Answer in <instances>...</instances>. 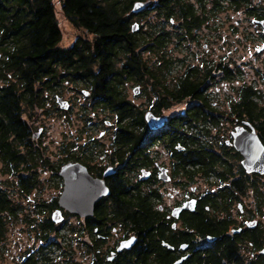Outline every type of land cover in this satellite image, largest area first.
Here are the masks:
<instances>
[{"label": "flooded vegetation", "instance_id": "obj_1", "mask_svg": "<svg viewBox=\"0 0 264 264\" xmlns=\"http://www.w3.org/2000/svg\"><path fill=\"white\" fill-rule=\"evenodd\" d=\"M249 1L244 9L260 29L257 50L264 53V5ZM255 9L260 15L253 14ZM152 11L158 18L152 59L155 66L168 69L166 79L172 78L162 82L161 99L179 109L154 111L167 120L159 129L148 127L143 138L140 128H125L132 115L114 112L116 122L109 120L94 110L92 89H78L88 99L82 116L88 118L90 130L76 138L89 130L87 142L77 146L64 141L59 163L39 164L51 172L46 178L38 177L37 170L33 177L22 155L9 165L14 182L0 178V257L8 254L12 264H264V173L248 172L243 155L227 143L230 139L217 144L208 140L209 145L197 147L194 154L185 141L173 139L189 138L192 130L210 136L217 127L212 122L208 130L200 129L201 123L190 126L189 103L214 107L208 90L224 79V56H218L223 43L214 42L223 39V0H153ZM191 57H198L197 62ZM81 84L66 82L74 90ZM188 84L198 85L202 94L194 102L184 95ZM58 97H64L54 99L61 109ZM67 101L73 108L74 100ZM210 110L208 119L223 115ZM97 120L108 128H95ZM246 121L236 119L234 129L248 128ZM40 129L45 133L46 128ZM68 164L83 165L91 176L88 214L60 202L65 188L61 170ZM45 181L59 192L50 202L39 203L34 211L38 214L31 215L30 207L18 203L14 194L29 197ZM55 211H60V221L53 219ZM12 230L28 240L10 242L9 248Z\"/></svg>", "mask_w": 264, "mask_h": 264}, {"label": "trees", "instance_id": "obj_2", "mask_svg": "<svg viewBox=\"0 0 264 264\" xmlns=\"http://www.w3.org/2000/svg\"><path fill=\"white\" fill-rule=\"evenodd\" d=\"M136 1L0 0V170L3 173L8 174L10 162L22 155L36 177L34 173L46 155L34 139L35 121L39 114L59 111L54 99L63 93L66 82H83L76 85V90L91 88L95 111L110 109L122 117L132 115L125 121L128 124L125 128H140L143 138L149 133L144 118L146 110L140 111L127 98L126 87L134 82L142 85L141 93L151 89L148 95L156 98L154 111L171 109V103L161 99L160 94L168 69L155 66L152 59L154 26L144 29L140 25L136 32L131 30L133 18L129 11ZM248 6L249 0H223L224 10ZM151 10L149 3L140 13ZM253 14L260 15L257 9ZM65 23L76 31L74 38H66ZM146 52H149L147 57ZM256 73L264 79V60ZM223 78L242 80V72L235 71L224 60ZM232 90L235 95H227L226 115L233 123L236 119L250 121L264 142L262 91L255 84L240 81L232 84ZM183 91L184 95H190V102L202 95L194 84L186 85ZM189 105L190 126L201 123L199 128L207 130L210 122L219 126L220 118L214 114L208 119L210 108L215 106ZM83 111L86 113V108ZM84 119L88 121L86 116ZM173 139L177 143L185 141L193 154L197 147L209 145L208 133L194 130L189 138L175 135Z\"/></svg>", "mask_w": 264, "mask_h": 264}, {"label": "rangeland", "instance_id": "obj_3", "mask_svg": "<svg viewBox=\"0 0 264 264\" xmlns=\"http://www.w3.org/2000/svg\"><path fill=\"white\" fill-rule=\"evenodd\" d=\"M147 2L149 4L152 3L153 0H147ZM254 2L260 5H264V0H254ZM131 9L129 11V14L131 13V17L133 18L131 26L134 22H139L140 25L144 26V29H149L151 25L155 26L154 24H157L156 21L158 18L156 17L155 12H153L152 10L147 14H137L133 13ZM222 20L224 26L222 39L223 41H214L216 43H223V50L222 52L218 53V56L223 55L224 60H226L230 67L235 71L239 69L242 72V80H240L239 78V80L234 79L233 81L223 79L222 83H219L217 86L213 85L208 90V92L211 94V101L214 102V106L217 108V111L222 113L225 112V115H222L220 117L219 126L211 128L212 135L208 136V139L212 142H215L216 144V141H225L226 139L233 140L231 139V137L235 125L231 121L232 119L226 115L229 111L227 95H235L234 91L232 90V84L237 85L239 84V81L240 83L247 82L248 84H255L256 88L262 91L261 93H264V79H262V77L256 73V68L261 66L264 60V53H258L257 50L258 47L262 44V42L258 38L260 29L254 24L253 19L247 15L244 7L235 10L225 9L222 14ZM65 25L66 23L63 24V26L66 27V38H74L76 35V31L73 30V28ZM232 27L234 30H232ZM213 47H215V45H213ZM148 55L149 52H146L145 57H147ZM191 59L192 63H196L198 57H191ZM183 69L184 67L181 68V71H183ZM176 71L178 72L179 70L176 69ZM176 71L174 72L175 74ZM165 80H167L169 83L172 78L169 75V77L167 76V79ZM135 85L139 84L132 82L130 85H128V87H126L127 98L134 102L135 105L138 106V109L140 111L150 110L154 112L152 107L154 106V102H156V98L154 96L150 97L148 95V91L150 92L151 89H148L147 92L135 94L133 92ZM140 88L142 91V85H140ZM61 95L66 100H74L75 105L73 106V108L68 107L67 109H64L59 105L62 110H53L49 115L39 114V119L35 121V124L37 126L35 132H37L40 127L46 128L45 133H43L42 135L40 133V135L38 137H35L34 139L37 140V144L39 145V147L41 146V148L45 152V161H49V163L52 164L59 163L62 160L60 147L64 144V141H70L76 143L77 146H80V144H84L85 142H87L88 136L90 134V128L86 126L88 121H86L82 116L85 115L82 114L84 110V107L82 106L87 105L86 103L88 99L81 92H77V90H74L70 85L63 89V93ZM262 103H264V100L262 101ZM178 109L179 107H177L176 104L170 110H168V112L165 111V114L176 112ZM92 112L93 111L91 110V113ZM98 113L102 116H109V120H113L116 122L114 111L107 109L105 111L100 110ZM97 122L98 124L95 128H108L105 125L104 121L97 120ZM84 129L89 130L87 132L84 131L82 138L77 139L76 137ZM110 134L112 135V133ZM96 135H98V132H96ZM234 158H237L238 160V157L236 155ZM232 159L233 158H230V160ZM36 170L38 177L42 178L50 176L49 173H51L49 170H43L40 165ZM0 178L2 180H7L10 182H14L15 179L13 176L5 173L0 174ZM42 184L43 185L38 184L40 190L39 188H35L31 192L29 197H20L17 193L14 194L15 200L18 203L23 204L25 207H30L31 215L38 214V212L34 213V211L36 210V207L39 203L50 202V200L59 192L58 187H56L55 185L53 186V184H49L47 181H45L44 183L42 182ZM20 236L22 235L19 234V232L12 230V237H10V240L6 242V246L12 248L10 242L18 240H28L26 238L19 239ZM31 241L33 243V238L31 239ZM18 246L19 244H16L15 247L17 248ZM0 264H12L8 254H2V257H0Z\"/></svg>", "mask_w": 264, "mask_h": 264}, {"label": "water", "instance_id": "obj_4", "mask_svg": "<svg viewBox=\"0 0 264 264\" xmlns=\"http://www.w3.org/2000/svg\"><path fill=\"white\" fill-rule=\"evenodd\" d=\"M148 5L147 1H136L131 11L139 13ZM264 27V20L260 21ZM140 28L139 22H134L131 30L136 32ZM264 50V45L260 48ZM141 88L135 85L133 92L139 94ZM87 93V92H86ZM264 96V93H263ZM59 105L67 109L69 102L60 97L57 98ZM145 121L151 130H156L164 126L167 117L157 116L153 111H146L144 114ZM248 126H237L233 132V140H228V144H232L242 155V165L248 172L264 173V143L261 140L256 128L249 121L245 122ZM42 129L34 133V137H38ZM61 174L65 178V188L60 198L62 204H68V208L73 211H83L82 214L90 213L91 208V176L88 174L86 167L80 164H68L63 166ZM53 219L60 221V211L53 213Z\"/></svg>", "mask_w": 264, "mask_h": 264}]
</instances>
